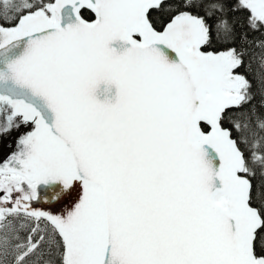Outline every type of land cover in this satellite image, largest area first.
Listing matches in <instances>:
<instances>
[{
  "label": "snow or ice",
  "instance_id": "6c2138e0",
  "mask_svg": "<svg viewBox=\"0 0 264 264\" xmlns=\"http://www.w3.org/2000/svg\"><path fill=\"white\" fill-rule=\"evenodd\" d=\"M0 264H264V0H0Z\"/></svg>",
  "mask_w": 264,
  "mask_h": 264
},
{
  "label": "trees",
  "instance_id": "16d2710c",
  "mask_svg": "<svg viewBox=\"0 0 264 264\" xmlns=\"http://www.w3.org/2000/svg\"><path fill=\"white\" fill-rule=\"evenodd\" d=\"M85 15H86V17L89 18V19L92 18V16H91L90 13H85ZM240 71H241V72H244V69H240ZM249 79H252V76H251V75H249Z\"/></svg>",
  "mask_w": 264,
  "mask_h": 264
},
{
  "label": "water",
  "instance_id": "95a60500",
  "mask_svg": "<svg viewBox=\"0 0 264 264\" xmlns=\"http://www.w3.org/2000/svg\"><path fill=\"white\" fill-rule=\"evenodd\" d=\"M40 207H42V208H47V206L46 205H39Z\"/></svg>",
  "mask_w": 264,
  "mask_h": 264
},
{
  "label": "bare ground",
  "instance_id": "6f19581e",
  "mask_svg": "<svg viewBox=\"0 0 264 264\" xmlns=\"http://www.w3.org/2000/svg\"><path fill=\"white\" fill-rule=\"evenodd\" d=\"M10 143V142H9Z\"/></svg>",
  "mask_w": 264,
  "mask_h": 264
},
{
  "label": "flooded vegetation",
  "instance_id": "af4514ba",
  "mask_svg": "<svg viewBox=\"0 0 264 264\" xmlns=\"http://www.w3.org/2000/svg\"><path fill=\"white\" fill-rule=\"evenodd\" d=\"M245 71V70H244Z\"/></svg>",
  "mask_w": 264,
  "mask_h": 264
}]
</instances>
